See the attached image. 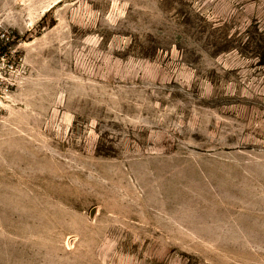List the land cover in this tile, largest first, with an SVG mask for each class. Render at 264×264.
Returning <instances> with one entry per match:
<instances>
[{
	"label": "rangeland",
	"instance_id": "rangeland-1",
	"mask_svg": "<svg viewBox=\"0 0 264 264\" xmlns=\"http://www.w3.org/2000/svg\"><path fill=\"white\" fill-rule=\"evenodd\" d=\"M0 264H264V0H0Z\"/></svg>",
	"mask_w": 264,
	"mask_h": 264
}]
</instances>
